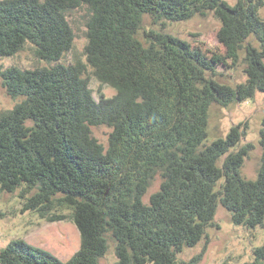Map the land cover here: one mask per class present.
Instances as JSON below:
<instances>
[{"label":"trees","instance_id":"1","mask_svg":"<svg viewBox=\"0 0 264 264\" xmlns=\"http://www.w3.org/2000/svg\"><path fill=\"white\" fill-rule=\"evenodd\" d=\"M82 6L89 11L86 62L66 64L75 40L67 13ZM263 8L264 0H0V57L29 42L49 63L0 72L18 101L0 113V190L21 188L23 210L50 221L64 219L56 210L70 209L80 233L66 261L17 238L0 250V264H100L109 238L114 264H179L178 254L206 236L219 205L234 224H261L264 131L255 179L242 174L253 145L233 149L247 123L207 141L214 103L230 106L264 92ZM208 12L221 22L224 59L232 68L245 64L246 78L236 85L221 82L222 61L188 40L153 29L145 40L138 36L144 15L164 26ZM88 68L116 94L97 100ZM102 125L111 128L107 147L92 133ZM158 174L160 189L145 202ZM243 264H264V245Z\"/></svg>","mask_w":264,"mask_h":264},{"label":"rangeland","instance_id":"2","mask_svg":"<svg viewBox=\"0 0 264 264\" xmlns=\"http://www.w3.org/2000/svg\"><path fill=\"white\" fill-rule=\"evenodd\" d=\"M234 4L236 0H228ZM264 17V8L262 9ZM68 20L75 34L72 49L65 54L61 62L72 64L81 59L86 62L84 47L87 42V21L89 11L86 6L79 7L67 13ZM221 22L213 12L206 15H195L189 20L166 22L164 26L154 23L149 15H144L143 28L139 31V38L145 40V33L151 29L164 30L180 38L188 40L192 45L200 47L209 57L219 59L217 70L221 73L218 77L221 82L236 85L245 80L243 60L235 68L231 61L225 60V47L219 42L217 33ZM257 44L255 39H251ZM244 56V52L241 53ZM224 60V62H223ZM49 63L39 60L31 43L27 42L24 48L12 56L0 57V72L10 66L22 69L48 66ZM90 88L94 97L99 100L102 96L112 97L116 89L108 84L101 83L88 68ZM18 101L7 95L2 86L0 76V113L11 109ZM240 123H247L246 135L233 149L251 143L249 155L245 158L242 174L247 179H255L261 161L262 148L259 140L264 131V92L257 91L253 98L241 101L230 106H221L214 103L210 108L208 141L226 137L230 128ZM111 128L107 126L92 127L95 136L105 147L108 146ZM232 149V150H233ZM222 160V159H221ZM220 160V161H221ZM162 177L156 175L152 180L148 192L143 200L149 201L152 193L160 189ZM19 188L8 193L0 190V250L11 240L22 238L27 242L46 249L66 261L71 258L80 247V233L72 220L71 210L58 209L55 212L64 215V219L50 221L41 218L38 212L23 210L24 199L19 196ZM110 243L107 253L100 259V264H114L117 261L115 243L109 238ZM264 245V220L255 227H246L234 224L231 213L219 205L214 224L206 229V236L195 246L186 247L178 254L179 264L189 261L203 253L195 264H243L254 259V249Z\"/></svg>","mask_w":264,"mask_h":264}]
</instances>
